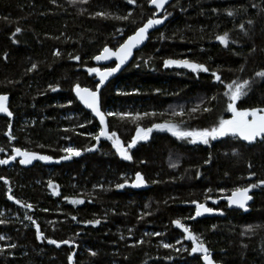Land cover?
<instances>
[{
  "label": "trees",
  "instance_id": "1",
  "mask_svg": "<svg viewBox=\"0 0 264 264\" xmlns=\"http://www.w3.org/2000/svg\"><path fill=\"white\" fill-rule=\"evenodd\" d=\"M228 10L234 15L228 16ZM96 11L131 12L132 16L129 21L93 18ZM153 11L148 0H137L136 5H128L126 0H88L76 5L69 0H56L55 4L52 0H0V94L8 95L13 113V118L0 115V147L5 149L0 159L11 155L12 147L54 158L24 166L18 157L0 165V176L10 181L17 199L33 205L28 214L45 236L75 240L74 264H204L200 254L182 250L190 249L191 241L172 223L176 219L203 237L216 264H264V186L251 191L254 202L248 211L229 210L224 199L213 203L235 187L264 179V143L247 145L228 137L210 145H192L157 131L148 142L129 150L131 161L123 160L111 141L101 138L95 151L55 162L65 155L64 147L83 150L96 143L87 134L97 133L99 124L79 105L73 91L77 83L95 89L94 73L87 71L95 67L92 57L105 45L118 47ZM167 11L171 15L165 26L150 36L133 62L101 93L105 111L156 114L138 120L108 117L109 130L116 131L125 145L137 127L167 120L182 121L184 128H202L220 116L231 118L224 111L226 89L214 81L212 71L226 82L238 77L252 80L251 91L238 106H264V79L255 76L264 70V0H175ZM241 23L247 34L240 31ZM17 26L23 31L15 36L19 42L13 43ZM225 31L231 37L227 48L215 39ZM57 49L59 57L53 54ZM70 55L81 59H70ZM149 57L152 59L145 65L143 61ZM167 58L204 63L210 71L197 74L184 68H164ZM32 64L37 69L28 71ZM57 84L59 89L51 91L49 85ZM213 95L218 96L211 102L213 112L188 114L201 101L209 106L207 101ZM181 108L184 117L171 114ZM81 123L85 127H79ZM9 124L16 137L13 141L5 135ZM209 156L211 163H204ZM172 163L178 167H171ZM136 172L144 176L147 189L133 190L130 184L115 187L134 180ZM250 172L256 176L249 178ZM49 180L58 186L60 195L52 194ZM8 187L0 180V219L8 221L0 224V235L10 237L0 244L15 243L17 247L0 254V264H68L72 249L37 240L35 227L24 218L25 209L8 200ZM208 188L213 192L208 193ZM221 188L225 191L220 192ZM206 195L213 199L206 200ZM72 198L85 202L73 205ZM191 201L223 209L224 215L193 221L189 219L195 213ZM94 219L101 223H83ZM256 225L260 227L245 233L248 226ZM156 232L161 235H152ZM139 240L145 243L137 245ZM162 243H172L181 251L165 249ZM93 251L96 256L90 254Z\"/></svg>",
  "mask_w": 264,
  "mask_h": 264
},
{
  "label": "snow or ice",
  "instance_id": "2",
  "mask_svg": "<svg viewBox=\"0 0 264 264\" xmlns=\"http://www.w3.org/2000/svg\"><path fill=\"white\" fill-rule=\"evenodd\" d=\"M72 5L76 4H85L88 3V0H69ZM128 5H136L137 0H126ZM52 3L55 4L56 0H52ZM148 3L154 6V11L152 15L143 22L141 26L137 27L131 35H128L127 38L118 45L115 49L108 47L105 45L102 48V51L98 55H94L92 57L93 60L100 62V61H111L114 60V66H108L104 68L100 67H90L87 69L89 74L95 73L98 77V83L95 85V89H91L88 87H81L78 83L74 85L73 91L75 92L76 97L79 101L83 104V106L91 111L95 118L99 121V131L95 134L88 133L92 140L96 143L91 145L86 149H80L77 147H64L61 149L65 153V155L61 156L59 159H56L55 162L59 163L61 160H71L73 157H79L82 154V151H95L101 138L106 140H110L112 143V147L115 149L116 153L126 161H131L133 159L132 155L130 154V149L134 148L138 142L140 141H147L149 139L150 133L153 129L160 130V131H167L171 133L173 137H176L178 140L186 141L189 144L196 145H210L211 141H216L221 138L231 137L233 139L241 140L247 142L248 144L254 143H264V106L258 107H251V108H244L242 106H238V101H241L242 98L246 97L251 91L253 81L250 79H241L236 78L232 79L230 82H226L222 79L221 75L216 72L212 71L211 76L214 78V81L218 82L219 84L223 85L226 89L223 92V96L227 97L226 107L224 111L231 113V118H224L220 116L212 125L208 127L202 128H184L181 127V123H173L171 121H164L163 123H153L151 127H137L136 134L131 139L130 143L125 145V143L120 139L117 135L116 131H110L107 118L108 117H116L119 119H126L131 118L134 120H138L145 116H155V113H131V112H116V111H105L102 107V98H101V87L105 85V82L109 80L114 74L121 71L122 67L128 64V61L133 58L134 49H140L141 45L145 44V41L150 40V30L155 28L158 25L164 24L165 20L168 19V16L171 15L166 8L165 5L169 3V0H148ZM161 13H163L161 15ZM93 18L99 17L103 19H114L117 21H129L132 13L129 12L126 15H114L111 12L107 11H96L91 14ZM228 16H233L234 12L232 10L227 11ZM134 22V21H133ZM249 24L252 21H248ZM239 29L242 32L246 33V29L243 23L239 25ZM23 29L17 26L13 32V43H18L19 41L15 39V36L21 33ZM117 32L120 35H123V29H117ZM161 39H164V34L161 33ZM217 41L224 47H228L231 37L229 32L225 31L221 35H217L215 37ZM233 43L235 41H232ZM55 56H61L60 50H56L53 53ZM70 59L80 61L79 55H70ZM4 59H7V55L5 54ZM152 57L144 60V64L147 65L149 60ZM139 67V64H136ZM37 64H32L31 68L28 71H34L37 69ZM163 67L164 68H184L188 69L193 73H208L210 69L204 64L195 62L190 59H173L167 58L163 60ZM240 72L244 71L243 66L239 69ZM256 77L264 79V70H260L255 73ZM51 91L55 92L59 89V85H49ZM123 95H129L130 93H121ZM218 96L213 95L211 96L207 103L209 106H205V102L201 101V103L197 104L196 106L192 107L188 110V114L195 115L197 113H211L214 111L213 107L211 106L212 101H217ZM8 100L9 97L7 94H0V113L6 114L7 117L11 118L13 113L9 110L8 107ZM71 103V102H69ZM173 116L184 117L186 115L185 109L181 108L179 111H173L171 113ZM91 123V121H88ZM79 127H85L84 123L78 125ZM68 131V129H65ZM10 141L16 139V137L12 134L11 131V124L8 125V131L5 133ZM41 147H43L41 145ZM5 152L3 147H0V153ZM233 154H236L235 152ZM17 157H19V164L21 165H31L33 161H44V162H52L53 157L49 155H42L34 151H29L27 149H22L21 147H12V154L8 155L6 159H0V165H8L9 163L16 161ZM204 163H211V156ZM171 167L176 168L178 167V163L170 164ZM249 168L252 167L251 164L248 165ZM227 175V174H226ZM197 178H199L200 173L197 171L196 173ZM256 176L255 172L249 173V178ZM0 180L4 182L5 185H9L8 187V194L7 198L10 201H13L15 204L19 205L21 208L25 209V219L31 222V224L35 227V236L36 239L43 242H47L49 245H55L57 248L61 247V245H68L72 251L67 256L68 264H74V257H75V248L78 247L74 239H63V240H56L50 237L45 236V234L41 231L40 225L33 219L31 215L28 214L29 211L33 209V205L31 203H27L17 199L12 194V188L10 186V181L4 177L0 176ZM158 181H154L156 183ZM146 180L144 176L140 172L135 173V178L131 182L128 180H124L123 183H117L115 187L117 189H123L126 185H129L133 188H139L146 184ZM264 186V179L258 180L254 183H248L246 186H239L235 187L231 190V194L227 196L219 197L213 200V203H218L219 199H224L227 201L228 207L235 206L236 208L243 209L244 211H248V202L253 199V196L249 193L258 187ZM48 187L53 189V195H60L58 186L54 184L53 181H48ZM99 187H103L100 185ZM220 192H224L225 189H219ZM208 193L213 192L212 188L207 189ZM65 199H69L65 197ZM206 200L213 199L212 196L206 195ZM69 202L73 205L83 204L85 201L79 198H72ZM195 205V216L189 217V219H195V217L202 216L204 214H212L217 213L219 215H224L223 209H217L208 207L205 203L198 202V201H191ZM43 211H47V209H43ZM151 213H146L145 215H150ZM3 213H0L2 216ZM76 216H72V220H76ZM143 219V215L141 216ZM8 223L5 219H0V224ZM85 224L90 225H99L101 223L100 219L94 220H87L84 221ZM172 223L175 225L177 229H181L184 234V239L191 241L190 249L184 247L182 250L185 252H189L190 255L192 254H200V258L203 260L204 264H216L214 259L212 258L210 249L207 247L203 237L197 233H194L190 230L188 226L181 222L180 219L173 220ZM215 225H213V229H215ZM256 227H260L259 225L256 226H248L245 229V233L253 232ZM152 235L160 236V232L153 233ZM10 237L5 235H0V241H8ZM144 240L137 241V245L144 244ZM177 243H181L182 241H177ZM136 246V245H133ZM17 245L15 243H6L0 244V254H3L7 249H15ZM162 247L165 249H173L174 251H181V249H177L174 244L172 243H162ZM246 247V245H245ZM92 256H96V252L90 253ZM11 255V253H9Z\"/></svg>",
  "mask_w": 264,
  "mask_h": 264
},
{
  "label": "water",
  "instance_id": "3",
  "mask_svg": "<svg viewBox=\"0 0 264 264\" xmlns=\"http://www.w3.org/2000/svg\"><path fill=\"white\" fill-rule=\"evenodd\" d=\"M175 0H169V3L168 4H166L165 5V8H166V10H167V8L169 7V5H171L173 2H174ZM151 6V8L154 10V6H152V5H150ZM163 13H161V15H162ZM165 26V22H164V24H162V25H158V26H156L155 28H153V29H151L150 30V36L154 33V32H156V31H158V30H160V29H162L163 27ZM148 44V41H145V44L144 45H141L140 46V49H134V53H133V58L132 59H130L129 61H128V64L127 65H125V66H123L122 67V69H121V71H119L118 73H116V74H114L112 77H110L109 78V80L108 81H106L105 82V85L104 86H102L101 87V93H102V91L112 82V81H114L116 78H118L125 70H126V68L133 62V60H134V58H135V55H136V53H138L139 51H141L146 45ZM93 62V64H94V66L95 67H100V68H104V67H108V66H114V60H111V61H100V62H97V61H95V60H93L92 61ZM94 76H95V79H96V81H97V83H98V77L95 75V73H94ZM74 97H75V99L77 100V102L79 103V105L84 109V110H86L87 112H89L92 116H93V118L98 122V124H99V121H98V119L97 118H95L94 117V115L91 113V111L89 110V109H87V108H85L84 106H83V104L79 101V99L76 97V95H75V92H74ZM0 115H4V116H6V114H3V113H0ZM11 118H13V116L11 117ZM107 121H108V125H109V120H108V118H107ZM155 131H157L156 129H153V131L152 132H155ZM228 138V137H227ZM239 141H241V140H239ZM141 142V141H140ZM242 143H245V144H247V145H254V144H257V143H254V144H248L247 142H244V141H241ZM139 143V142H138ZM137 143V144H138ZM137 146V145H136ZM133 149V148H132ZM18 158V157H17ZM24 166H26V165H24ZM27 166H29V165H27ZM133 190H143V189H147L148 188V185H147V183L144 185V186H142V187H139V188H133V187H131ZM250 195H252L251 194V192L249 193ZM253 196V195H252ZM226 203H227V201L226 200H224ZM253 202H254V196H253V199L251 200V201H249L248 202V208H249V206H251L252 204H253ZM193 206L195 207V205L193 204ZM209 207V206H208ZM228 209L229 210H238V211H244L243 209H239V208H236L235 206H233V207H228ZM194 216H195V213H194ZM215 217H223V215H219V214H217V213H212V214H204V215H202V216H199V217H195V219H192L193 221H197V220H199V219H205V218H215Z\"/></svg>",
  "mask_w": 264,
  "mask_h": 264
},
{
  "label": "flooded vegetation",
  "instance_id": "4",
  "mask_svg": "<svg viewBox=\"0 0 264 264\" xmlns=\"http://www.w3.org/2000/svg\"><path fill=\"white\" fill-rule=\"evenodd\" d=\"M157 131H160V130H157ZM157 131H155V132H157ZM155 132H151V133H150V135H149V139H148L147 141H141V142H139L138 144L143 143V142H148V141L151 139L152 135H153ZM164 132H167V131H164ZM167 133H169V132H167ZM226 138H227V137H225V138H221V139H218V140H216V141L224 140V139H226ZM138 144H137V145H138Z\"/></svg>",
  "mask_w": 264,
  "mask_h": 264
}]
</instances>
